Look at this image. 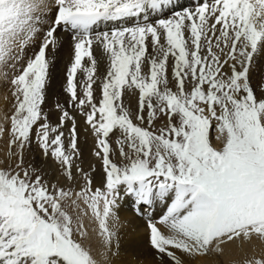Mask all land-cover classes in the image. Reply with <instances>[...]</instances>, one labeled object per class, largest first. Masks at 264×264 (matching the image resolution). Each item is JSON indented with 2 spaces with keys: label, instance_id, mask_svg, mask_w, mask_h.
I'll return each instance as SVG.
<instances>
[{
  "label": "snow or ice",
  "instance_id": "snow-or-ice-1",
  "mask_svg": "<svg viewBox=\"0 0 264 264\" xmlns=\"http://www.w3.org/2000/svg\"><path fill=\"white\" fill-rule=\"evenodd\" d=\"M53 5L38 51L20 65ZM165 10L169 17L159 18ZM120 21L133 23L95 32L102 23ZM60 28L72 33L66 92L95 137L93 155L104 172L100 187L77 164L82 154L75 117L58 106L61 119L53 126L42 110L48 53ZM93 45L108 60L98 103ZM258 55L264 56V0H195L192 7L180 0H0V66L20 65L10 80V125L0 124L10 148L0 160V264H108L116 209L128 197L142 216L157 200L167 204L147 226L151 247L171 264L220 252V245L236 239L264 241V90L257 94L250 74ZM78 72L85 75L82 96ZM129 91L139 95L135 114L124 105ZM69 120L66 145L61 129ZM213 121L219 147L209 139ZM33 134L43 155L59 165L64 184L25 166ZM78 176L83 186L73 191L69 182ZM86 217L98 222L99 259L83 243ZM248 264H264V258Z\"/></svg>",
  "mask_w": 264,
  "mask_h": 264
},
{
  "label": "bare ground",
  "instance_id": "bare-ground-1",
  "mask_svg": "<svg viewBox=\"0 0 264 264\" xmlns=\"http://www.w3.org/2000/svg\"><path fill=\"white\" fill-rule=\"evenodd\" d=\"M45 2L51 4L52 0H45ZM194 2L195 1L193 0H180L181 5L189 7H192L194 5ZM43 15H45L46 18L43 19L40 24H38V33L33 38L32 43L29 44V46L21 54L23 56V59L20 61V65H23L27 59L31 58L33 54L38 51L39 45L46 33V29L50 25L51 19L55 15L54 5L51 9L46 10ZM169 15V11L165 10V12L159 14V18H168ZM157 18V15L150 16V19L152 20H156ZM139 22L143 23L144 21L140 19ZM132 23V21L110 22L108 24L102 23L95 29V32L110 31L113 28L128 26ZM55 37L57 39V46L50 49L48 53V59L50 62L48 82L51 81L52 87H54L51 90L49 89L51 95H56V93L59 91L60 86L64 83L65 75L68 74V70L71 67L74 58V41L72 39V33L70 31H64L62 28H60L57 29ZM93 48L94 55L97 59V74L95 78V84L98 83V81L100 84L108 71V60L102 55V51L99 46L93 45ZM149 52H151V46H149ZM88 63L89 62L87 61V59H85V64ZM20 65H18L17 68L14 69L11 66V62H9L7 66H0V73H7V76L12 79L15 72L18 71ZM144 71L146 73L148 72L147 64L145 65ZM250 74L252 85L259 95L263 90L262 83L264 82V56L258 55L254 58ZM83 77L84 76L80 78L82 83L85 81H83ZM2 78L4 77L0 75V82ZM169 79L171 81L170 87H173V89L175 90L174 81L172 78L171 61L169 65ZM77 88L81 89L82 86L78 84ZM83 91L84 90L81 89L82 93ZM94 97L95 102L98 103L101 99V94H94ZM131 99H134L135 103L138 104V92L129 91L123 98L125 107H127L133 114H135L138 108L131 103ZM12 105V90L9 91V88L0 86L1 124L5 122V113H8L7 116L13 114L14 108ZM85 110L87 111V109ZM76 112V114H73L71 116L75 117L78 136L80 137L79 145L82 152L81 157L82 160H84L85 157V160L89 161V163H83L82 167L85 168L86 171L90 172L94 185L96 187H100L102 185L104 173H102L100 168L98 167V160L92 158L91 156V152L93 151V149H95L96 146V140L92 137L89 126L85 123V117L80 114L78 109H76ZM211 128H215L214 134L212 135V143L214 146L219 147L220 141L217 139L219 133L216 131L215 121H213ZM2 151L4 152V150ZM34 155L37 158L35 161L37 167L46 168L49 165V163L46 164L43 158L39 157L36 152L34 153ZM93 166L95 167V171H91V168ZM50 175L52 178L51 171ZM54 178L55 181L61 179V177H56L55 175L53 176V180ZM74 190L78 191L79 189ZM166 207L167 204L165 202L157 200L152 206H148L145 208L147 215L142 216L137 215L133 198L128 197L122 199L119 203L118 208L116 209L118 216V220L116 221V238L113 240L111 252L108 253V264H171L167 256L158 255L156 250L151 247L149 241L150 230L147 226L148 218L151 217L154 221L157 220L166 212ZM88 230V242L93 246V255L96 256L97 259H99V253L103 251V249L101 247L100 237L98 235V222H96V226L94 228L91 227ZM161 230L166 235L168 234L167 229L161 228ZM220 247L222 249V251L220 252L210 251L205 255H197L192 258L184 257L185 262L186 264H230V262H232L231 260H234L239 255L245 257V254L247 252L254 253L257 251L256 253H258V255H264V241H261L257 238H253L251 241H242L240 239H236L234 241L226 242L220 245Z\"/></svg>",
  "mask_w": 264,
  "mask_h": 264
},
{
  "label": "rangeland",
  "instance_id": "rangeland-1",
  "mask_svg": "<svg viewBox=\"0 0 264 264\" xmlns=\"http://www.w3.org/2000/svg\"><path fill=\"white\" fill-rule=\"evenodd\" d=\"M77 76H79L76 78L78 81V84L81 85L82 82H81L80 78H82V76H84L83 77V81H84L85 75L82 72H78ZM10 80L11 79L9 76H7V79L2 78V80L0 82V86L7 87V88H9V91H10L11 90ZM101 85H102V81L100 82V84L98 81V83L93 85L94 94H97V95L101 94V91H100ZM52 88H54V87H52L51 81L47 82L46 97H45V102L42 105V110H43V113L47 116L48 122L53 126H57V125H59L60 119H61V110H60V107H58V106H62L64 109H66L68 107L66 110L71 115L76 114L77 112H76V108L72 106V102L70 100L69 94L66 92L67 75H65L64 83L60 86L59 91L56 93V95L50 94V90ZM262 88L264 90V82L262 83ZM81 89H83V88H81ZM81 89L77 88V93L79 96L83 95V93L81 92ZM131 100H132L131 103L134 104L138 108V104L135 103V100L134 99H131ZM7 115H8V113H5V116H7ZM5 116H4V118H5ZM10 116H8V117H10ZM145 116H147V112H145ZM163 123H164V120H162V119L157 120L154 122V126L158 128V127H161L163 125ZM2 124H5V126H9L10 120H8L7 122L5 121ZM71 126H72V121L69 120L64 124L63 128L61 129L64 132V142L66 145L68 144L69 139H70V131L69 130H70ZM89 130H90V128H89ZM214 130H215V128H210V130H209V139H210L211 143H212V135L214 134ZM91 135L93 138H95L93 136L92 132H91ZM118 135L119 134L117 133L115 136L112 137V144L114 147L116 146L115 142H116V139L118 138ZM8 141H9V136L7 133H5L4 136L2 138H0V160L5 159L6 153H8L10 150ZM79 143H80V137L78 136V146L80 148ZM2 150H4V152ZM12 150H15V149H12ZM35 152L37 155H39V157L43 158V160H44V162H46V164L49 163V165H48L49 167L48 166L46 168L45 167H43V168L37 167V165L35 164L36 163L35 161L37 159L36 156L34 155ZM93 152H94V149L91 152L92 158H95L96 160H98L97 161L98 167L100 168L101 172L104 173L102 171L103 168H102L101 161L96 156L93 155ZM81 154H82V152H81ZM113 156H114V159H117L115 153L113 154ZM24 163H25V166L31 165V166H34L37 169H39L44 174L45 179L51 181L52 183L53 182L56 183L57 181H59L61 184L65 183L64 177L61 175L59 165L56 164L50 157L46 158L43 155V153L41 152L40 148L38 147V145L36 143V137L34 134H33V142H32L31 147L29 149H26L24 152ZM83 163L84 164L89 163V161L85 160V157H84V160H82V157H81V159L77 161V164L80 167H82ZM117 163H120L119 159H117ZM51 165H52V167H51ZM94 169H95V167H94ZM84 170H85V172H88V171H86L85 168H84ZM50 171L52 172V178L50 175ZM73 172H74V174L76 173L75 168L73 169ZM92 174H93V172H92ZM54 175L56 177H61V179L55 181V178H54V180H53ZM69 183H71L72 190L75 191L74 189H79L78 185L83 186V179L78 176L77 181L75 183H72V182H69ZM93 187H96L94 185V183H93ZM82 207H83V205H82ZM69 211L72 212V214L74 216L76 215V213L73 211L72 208H69ZM83 222H84V225L86 228L88 226L87 230L91 227L94 228L96 226V221L94 219H91L90 217H86ZM83 243H84L85 247H90L92 249L93 246L91 243L88 242V239L84 240ZM256 252H254V253L247 252L245 254V257H243L242 255H239L235 258L236 260L235 259L231 260L232 262H230V264H248V262L253 260V259L259 260V259L264 258V255H258V253H256Z\"/></svg>",
  "mask_w": 264,
  "mask_h": 264
}]
</instances>
